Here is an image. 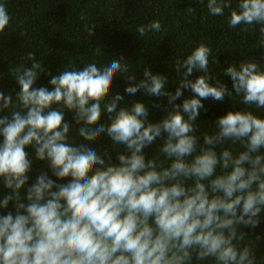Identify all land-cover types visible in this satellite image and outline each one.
Returning a JSON list of instances; mask_svg holds the SVG:
<instances>
[{"label": "clouds", "instance_id": "1", "mask_svg": "<svg viewBox=\"0 0 264 264\" xmlns=\"http://www.w3.org/2000/svg\"><path fill=\"white\" fill-rule=\"evenodd\" d=\"M206 6L212 16L232 9L231 0ZM237 7L229 28L259 25L264 36V0H239ZM11 21L0 3V35ZM161 30L158 20L137 28L141 36ZM211 52L200 43L176 61L175 92L150 69L139 81L125 78L127 94L167 97L171 107L158 122L149 120L145 103L119 107L124 96L110 95L117 74L128 71L123 57L62 71L50 87L35 86L44 72L39 62L14 70L15 102L0 92V113L7 112L0 116V180L9 190L0 200V264H264L242 230L259 227L264 213V118L228 111L213 134H200L196 124L209 98L222 102L235 93L244 105L264 109V70L254 61L230 64L224 74L232 89L219 80L213 85ZM197 72L203 75L192 79ZM185 90L192 95L177 104ZM66 110L89 143L70 142ZM105 135L123 146L116 162L90 146ZM157 140L159 154L148 158L145 149ZM237 145L242 150L234 152ZM29 147L55 180L40 172L29 183Z\"/></svg>", "mask_w": 264, "mask_h": 264}, {"label": "trees", "instance_id": "2", "mask_svg": "<svg viewBox=\"0 0 264 264\" xmlns=\"http://www.w3.org/2000/svg\"><path fill=\"white\" fill-rule=\"evenodd\" d=\"M0 3L6 4L12 17L11 30L0 35V92L11 94L14 102L19 91L14 70L21 66L31 67L33 62H39L44 72L39 74L35 86L50 87L51 76L62 71L82 69L87 64L104 67L113 59L123 57L122 63L128 65V71L117 74L110 95L120 93L124 96L119 107H131L133 102L145 103L149 107V120L158 122L171 107L167 104V97L148 96L143 92L127 94L125 78L134 75L139 81L145 69H150L153 74L167 78L165 90L175 92L181 80L175 70L176 61L186 59L200 43L212 49L209 73L213 77V85L219 80L232 89L230 77L224 74L230 64L254 61L264 70V47H261L264 36L259 32L260 26L253 25L254 30L248 32L228 26L230 11L238 10L239 0H231L232 9L226 8L223 16L210 15L207 0H0ZM156 20L161 22L160 32L149 31L145 36L139 34V26ZM93 25L94 35L90 31ZM21 32L24 35L21 36ZM30 53H34L33 60L28 59ZM197 75L203 73L197 72L191 78L195 79ZM191 95L185 90L176 103ZM202 103L204 108L196 121L200 134L218 131L215 121L228 111H251L264 118V109L244 105L235 93L232 97L226 96L222 102L209 98ZM2 115H7V112L0 113ZM72 116L73 113L65 111V120L72 125L70 142L75 139L77 143H89L76 135L79 125L75 124ZM106 119L102 117L101 123ZM162 143L157 140L146 148L147 157L158 155ZM90 146L100 154L108 151L114 162L116 154L123 151V146L113 145L106 135ZM232 150L239 152L242 149L237 145ZM26 151L33 162L29 183L40 172H48L50 178L56 179L51 175L47 162L35 159L32 148H26ZM8 191L0 180V200ZM8 210L14 211L11 203ZM4 211L0 209V213ZM242 230L247 235L246 241L253 243L258 260L264 257V213L259 227Z\"/></svg>", "mask_w": 264, "mask_h": 264}]
</instances>
